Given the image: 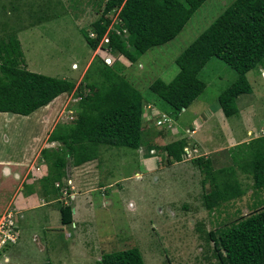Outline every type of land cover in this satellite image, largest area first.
<instances>
[{
    "label": "rangeland",
    "instance_id": "rangeland-1",
    "mask_svg": "<svg viewBox=\"0 0 264 264\" xmlns=\"http://www.w3.org/2000/svg\"><path fill=\"white\" fill-rule=\"evenodd\" d=\"M14 1L16 4L17 1ZM18 1L19 9H11L10 1L8 2L10 6L7 8L11 16L19 17L18 22L3 27L0 25V36L5 37L3 43L7 42L11 34H13L12 38H15L14 43L10 42V52L4 56V59L31 71L67 79L73 82L75 87L80 82V93L74 89L65 92L61 95L60 101L50 102L41 112V114L51 113L52 116L46 126H41L40 132L44 137L42 136L37 153L41 152L36 154V161L31 159V165L28 166L27 178H35L36 172L32 171L36 169L35 162L45 163L48 175L55 174L52 156H47L45 149L63 154L62 143L49 142L48 134L74 123L78 110L77 103L81 95L89 93L91 98L97 99L103 96L104 91L100 87L95 86L89 91L83 85L84 80L85 82L95 80L96 83L101 80L96 68L101 65L99 62L110 66L113 63L112 57L115 56L120 60V73L142 94L144 104L142 106L148 107L147 114L153 119L148 122L156 124V118H160L161 111L169 108L149 92V84L156 78L169 81L173 77L177 71L174 62L176 56L232 0H204L174 38L149 48L133 62H129L108 47V33L118 34L119 8L104 14L106 31L97 45L91 48L81 32L84 30L89 37H94L91 25L101 15L102 0H59L60 3L52 2L49 7L40 2L41 0H36V5L42 3L41 7L50 9L45 10L48 14L45 16L46 21L33 26H29L24 21L27 19L25 13L30 0ZM4 12L6 13L5 10ZM15 51L19 52L20 56L17 53L13 54ZM105 59H109L107 63ZM0 62L6 63L1 60ZM89 66L90 75L87 74L82 80L83 73ZM261 69L264 70L263 63L246 73L253 97L252 99L249 97L250 110L244 108L247 103L238 102L241 110L246 113L245 122L248 127L250 126L247 135L251 139L264 133V72H261ZM198 77L205 82V88L198 98L206 101L207 106L214 108L223 119L228 121L233 119V116L227 118L222 115L216 98L220 91L234 80L235 72L222 61L211 57L198 73ZM196 105L197 101L186 111L179 112L176 121L180 127L192 126V118L201 110L194 108ZM141 111L142 116L145 109ZM4 114L9 116V113ZM16 117L19 120L23 119V116L16 115ZM30 118L37 121L40 119V114H31ZM144 120L148 119L144 118ZM142 127L146 126L143 124ZM30 128L33 129L34 126ZM14 129L22 130L19 126ZM149 130L152 135L146 131L145 136L146 143L151 144L156 150L154 152L156 157H152L153 159L140 160L138 151L127 147L99 145L96 149V158L88 160L90 166L82 170L85 171L84 179L88 182L83 187L77 182V185L74 184V187L69 189L71 184H68L66 179H71L72 174L76 173L71 170L74 166L70 156L64 154L63 174L58 180L55 182L48 180L44 183L40 177L33 181L38 194L41 195L43 191V194H47L46 200L56 199L50 203L51 224L58 225L57 210L60 206L66 204L71 206L70 211L75 209V214L72 215L71 212V215L76 222V228L71 227L72 223L65 227V232L72 233L73 238L68 243L65 237L64 239L60 237V231L55 227L49 230L50 234L46 235V238L56 237L55 257L57 256L58 259L56 263L53 262L50 247L44 246L40 242L41 239L32 240V234L42 237L39 226H28L26 232L21 231L20 238L18 237L19 239L13 244L2 247L4 254L9 257L6 264H43L48 257L50 264H96L101 254L127 248H137L143 264H217V260L212 256V242L207 236L208 233L228 226L242 216L259 212L264 206V187L261 189L253 187L248 160L240 159L238 166L242 169L234 172V168L235 171L237 169L232 165L228 153L231 145L227 146L222 142L224 129L215 121L212 135L214 141L220 143L216 153L223 156L219 166L222 164V167L230 168L233 172L231 175L225 172L217 174L215 182L221 183L226 180L231 183L230 189L236 188L240 194L230 200H221L208 210L204 207L203 195L213 188L212 184L209 177H205L190 160L201 154L199 151L194 153L193 149L194 147L197 149V143L193 139H186L184 133L176 134L178 127L174 128L172 123L167 128L163 127L161 131H154L151 128ZM153 137H158V141L154 142ZM181 137L188 141L187 144L191 142L185 146L188 153L185 152L179 162L167 163L164 150L161 148L162 143ZM21 141L22 139L17 143V149L26 148L24 149L26 152L30 143ZM72 180H75V177ZM72 192L75 195L72 196L73 198L68 195ZM6 209L16 211L11 205ZM17 218L18 214L14 213L15 224L20 226L21 223L23 224V219L18 221ZM35 219L39 220L37 217ZM36 223L41 224V221ZM29 224L34 225V221ZM31 227L33 230L29 229ZM17 235L19 236L18 233ZM72 246L73 255H71Z\"/></svg>",
    "mask_w": 264,
    "mask_h": 264
},
{
    "label": "trees",
    "instance_id": "trees-1",
    "mask_svg": "<svg viewBox=\"0 0 264 264\" xmlns=\"http://www.w3.org/2000/svg\"><path fill=\"white\" fill-rule=\"evenodd\" d=\"M203 1L104 0L101 15L91 25L94 37H89L84 30L81 33L88 46L94 48L106 31L104 14L119 8L118 34L108 33V47L133 62L149 48L174 38ZM11 35L6 43L0 41V60L6 62H0V112L25 116L38 109L35 112L41 117V112L49 103L60 101L65 92L74 89L80 93V82L75 87L67 79L7 62L4 56L10 52V42H15ZM17 54L20 56L19 52ZM211 57L235 72L234 80L216 98L222 114L231 116L237 113L235 97L251 92L246 73L258 64H264V0H232L176 56L177 72L174 76L167 82L154 79L148 86L149 92L169 105L173 112L185 108L203 90L205 82L198 77V73ZM93 63L101 64L96 66L101 80H96L98 84L95 80L85 82L87 74L90 75L89 66L82 76L83 85L89 91L95 86L100 87L104 91L103 96L97 99L91 98L89 93L81 95L74 123L47 136L49 142L62 143L63 154L70 156L73 166L95 159L99 145L135 149L140 143L142 94L120 73V62L114 61L110 66L102 62ZM185 146L183 138L165 143L161 146L165 161H181ZM44 151L47 156H52L55 174L50 176L45 173L40 179L44 183L48 180L55 182L63 174V154L49 149ZM229 154L236 164L240 159L248 160L253 187H264V135L235 145ZM191 162L205 177H209L213 187L203 195L206 209H211L221 200L239 196L240 191L230 189L231 183L226 180L215 182L217 174L225 172L231 175L230 168L213 170L210 162L201 156L193 157ZM70 209L71 206L66 204L59 207V222L62 225L72 222ZM207 236L212 242V256L217 264H264V206L259 212L242 216L228 226L209 232ZM95 263L143 264V260L137 248H127L103 253Z\"/></svg>",
    "mask_w": 264,
    "mask_h": 264
},
{
    "label": "crops",
    "instance_id": "crops-1",
    "mask_svg": "<svg viewBox=\"0 0 264 264\" xmlns=\"http://www.w3.org/2000/svg\"><path fill=\"white\" fill-rule=\"evenodd\" d=\"M9 1H10V4L12 5L11 9L17 10L20 8L19 4L17 3L19 2L18 0H16L17 1L16 4L14 0H0V11L2 12V15L0 16V25H2V27L4 25L15 24L18 22L17 20L19 19V17H13L16 15L11 16L8 13L7 8H9L10 6L8 3ZM102 1L104 2V0ZM40 2L44 3L45 6L48 5V7H49V4H53L55 2L60 3L59 0H41ZM42 3L36 5V0H30L29 6L27 7V10L25 13L27 19L25 20L24 17H21L22 19H24L26 24H29V26L40 24L43 21H46L45 16H48V14L45 13V10L50 9V8L41 7ZM31 7L33 9H31ZM4 10L6 11V13L4 12ZM2 32H3V28H2ZM4 38L5 37L0 36V41L1 40L3 41ZM114 61L119 62L120 60H117L116 57L114 56L112 57V62ZM261 72H264V70L261 69ZM198 96L194 98L189 105H187L185 108H181L177 112H173V109L169 105H167L164 101H162L159 97H157L169 109L164 110L165 112L161 111V116L160 118L157 119L159 121L158 124H152L151 121L150 123L142 119L140 136H139L140 143H139V146L134 149L138 151V156L140 157V160H149V159H153L152 157H156L154 155V152L156 151L155 148L152 147V145L149 144L148 142L146 143L147 137L145 135L147 133L152 135L149 129L151 128L154 131H161L163 127L167 128L168 125H170L171 123L174 126V128L178 127V131L176 132V134L184 133V135L187 136L186 139H189V138L193 139L194 142L197 143V149L196 147H194V150H195L194 153L198 151L201 152V154L199 153L197 156H201V157L203 156V159H207L210 162V166L212 167V169L214 167L216 168L222 167L221 166L222 164L219 166V162H221L223 159V156H219V154L216 153L219 149L218 145L220 143L215 142L213 135H212L213 126H214L215 121L224 129V131H222L224 133L223 135L224 138L222 142L227 144V146L231 145L229 146L230 149L239 143L247 142L251 139L247 135V132L249 131L250 126L248 127V124H246L245 122L244 115L246 113H244L243 110H241L240 108L241 105H238V102L241 101V103H245V104L247 103L244 108L249 111L250 110L249 106L251 104H248V103H250L249 97H251L250 99L253 98L252 92L241 93L235 97L234 102L237 107V113L231 115L233 116V119L229 121L223 119L219 114L216 113L214 108H210L209 106H207L206 101L200 100ZM196 101H197V105L194 106V108L199 109V110L201 109V110L198 114H196L192 118V121H193L192 126L189 125L188 127L186 126L184 128L180 127L177 124L178 121H176L179 112L186 111V109H188V107H190L192 103H195ZM153 106L159 110V108L156 105H153ZM36 110L29 113L28 115L23 116L22 120H19V118L16 117L17 114H12V115L9 114V116L8 115L6 116L4 112H0V213L11 205L12 208L16 210L15 213L18 214L17 220L21 221V219H23V224L20 222L21 225L16 226L17 232L19 234L18 236L19 238H20V232L21 231L26 232L28 226H39L38 228L41 230L42 237H37V235L32 234V240L35 241V239L36 240L41 239L40 242L44 246L47 245L48 247H50L52 250L51 254L53 257V262L57 263L58 262L57 256L55 257V254H56L55 251L57 250L56 248L57 245L55 243L56 237L46 238V235H49L50 234L49 230H53V228L55 227L56 230L60 231V237L62 239H64L65 237L66 240H68V243L69 241H72L73 236H72V233L65 232L66 224L62 225L60 222H58V225L57 224L53 225L50 223L51 222L50 215H51V208H52L50 203L56 201V199L46 200L47 194H43L42 190H41L42 191L41 195L38 194L34 186L35 184H33V181H36L38 180V178L45 175L46 169H47L45 163L35 162L36 167L38 168L35 173L37 179L36 177L27 178V173H28L27 171H29L28 166L31 165L30 161L31 159L32 160L34 159L35 161L37 160L35 159V157L39 153V151L37 153V150L42 142V138L44 137L43 136L44 134L42 135V132H40L41 126L42 127L46 126V124L48 123V120H50L52 116L50 115L51 113L46 114V115L42 113L40 119H38L37 121H33L31 120L30 116L31 114L37 113L35 112ZM236 114H237V117H235ZM19 116H22V115H19ZM231 116H227V118ZM143 124L146 126L145 128L142 127ZM32 125L34 126L33 129L30 128V126ZM18 126L21 127L22 130L14 129ZM263 126H264V123H263ZM259 128H261V125ZM159 135H156V136H159ZM262 135H264V133L263 134L261 133V135L259 136H262ZM259 136H256V137H259ZM20 139H22L21 141L22 143L24 142L30 143L28 146L29 149H27L26 151L27 153L24 150L26 148L22 149L21 147L17 149V143L18 142L20 143ZM152 139L154 142L158 141V137H153ZM183 139L185 140V138ZM185 141H186V145L191 144V142L187 144L188 141L187 140ZM167 142H170V141H165L164 143H162V146ZM229 147H228V150H229ZM189 152L192 153L191 151ZM190 160H192V158ZM172 162H179V161H172ZM88 163H90V161L83 162L81 165H77L71 168V170L75 172L76 174L75 175L72 174L73 176L72 178L74 179L75 177V180H72V178L66 179L68 181V184L69 183L71 184L69 186V189H72V187H74V184L77 185V182L79 186L82 185V187L84 184L88 183L87 179H84L85 175L83 174H85V171H82L90 166V164ZM232 165H235L237 169L235 171V168H234V172H237L239 169L240 170L242 169L241 166H238V164L236 163L234 164L232 162ZM32 171L34 170L32 169ZM78 176H79V180H78ZM26 185H31V186H26ZM101 188H103V186H101ZM68 195L69 196L71 195V197L72 196L75 197V195H73V192ZM78 206H80V204ZM57 211H58V216H59V210ZM71 212H72V215L73 213L75 214V209H72ZM72 215H71V218H72ZM36 217L39 218V220L41 221V224L36 223L37 221H39V220L36 221L35 219ZM32 221H34V225L29 224ZM58 221H59V217H58ZM71 223H72L71 227L76 228V224H75L76 222H74L73 218H72ZM29 229L33 230L32 227ZM0 252H1L0 253V256H1L0 264L8 263L9 257L4 254L3 248H0ZM71 252H72L71 255H73V246L71 248ZM48 259L49 257L47 258V261L45 260L43 261V264H50V259L49 260ZM59 262L61 263L62 261H59Z\"/></svg>",
    "mask_w": 264,
    "mask_h": 264
},
{
    "label": "built area",
    "instance_id": "built-area-1",
    "mask_svg": "<svg viewBox=\"0 0 264 264\" xmlns=\"http://www.w3.org/2000/svg\"><path fill=\"white\" fill-rule=\"evenodd\" d=\"M107 60L105 59V61ZM147 108L148 107L144 108L145 112L142 113V117L145 119H148L147 121H149L152 118L150 115L147 114ZM155 123L158 124L159 121L156 120ZM184 151L188 153V150L186 148H184ZM37 169L38 168L36 167L34 171H37ZM55 185H58V184L55 183ZM13 211L14 210L5 209L4 211L0 213V248H2L6 244L14 243L18 237L17 235L18 232L16 230L17 228H16V224L14 221L15 211L14 212Z\"/></svg>",
    "mask_w": 264,
    "mask_h": 264
},
{
    "label": "clouds",
    "instance_id": "clouds-1",
    "mask_svg": "<svg viewBox=\"0 0 264 264\" xmlns=\"http://www.w3.org/2000/svg\"><path fill=\"white\" fill-rule=\"evenodd\" d=\"M106 62H107V61H106ZM142 108H143V111H144V106H143ZM159 115L161 116V114H159ZM141 118L144 119L142 116H141ZM156 119H158V118H156ZM169 122H170V121H169ZM35 172H36V171H35ZM15 214H17V213H15ZM17 239H18V237H17ZM17 239H16V240H17ZM12 244H13V243H12Z\"/></svg>",
    "mask_w": 264,
    "mask_h": 264
}]
</instances>
